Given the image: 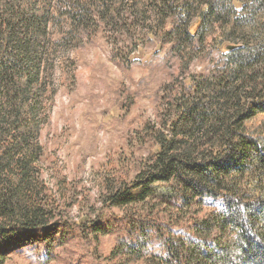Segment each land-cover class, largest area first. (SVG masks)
Instances as JSON below:
<instances>
[{
  "label": "trees",
  "instance_id": "obj_1",
  "mask_svg": "<svg viewBox=\"0 0 264 264\" xmlns=\"http://www.w3.org/2000/svg\"><path fill=\"white\" fill-rule=\"evenodd\" d=\"M98 35L111 61L155 42L179 71L158 90L157 123L137 133L150 150L140 169L107 191L124 222L110 258L264 264V0H0V246L61 214L41 131L58 55ZM211 52L206 74L178 80Z\"/></svg>",
  "mask_w": 264,
  "mask_h": 264
},
{
  "label": "rangeland",
  "instance_id": "obj_2",
  "mask_svg": "<svg viewBox=\"0 0 264 264\" xmlns=\"http://www.w3.org/2000/svg\"><path fill=\"white\" fill-rule=\"evenodd\" d=\"M217 57L195 60L178 80L206 74ZM111 58L100 35L58 55L40 143L44 177L61 197V214L43 231L11 235L0 246V264H120L110 253L124 234L123 216L105 197L140 169L150 150L137 133L157 123L158 90L179 71L168 47L155 42L137 45L122 62ZM99 220L117 232L95 235L88 227Z\"/></svg>",
  "mask_w": 264,
  "mask_h": 264
},
{
  "label": "water",
  "instance_id": "obj_3",
  "mask_svg": "<svg viewBox=\"0 0 264 264\" xmlns=\"http://www.w3.org/2000/svg\"><path fill=\"white\" fill-rule=\"evenodd\" d=\"M234 47H232V46H227L226 47V50H231V49H233Z\"/></svg>",
  "mask_w": 264,
  "mask_h": 264
}]
</instances>
